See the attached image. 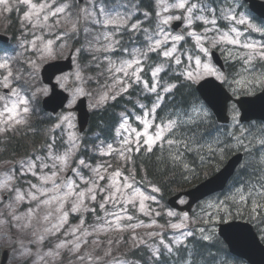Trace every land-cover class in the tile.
<instances>
[{
    "label": "snow or ice",
    "instance_id": "snow-or-ice-1",
    "mask_svg": "<svg viewBox=\"0 0 264 264\" xmlns=\"http://www.w3.org/2000/svg\"><path fill=\"white\" fill-rule=\"evenodd\" d=\"M79 2L83 3V0ZM140 2L142 0H138L137 3L129 0V3L111 9L107 5H101L98 8L95 4L93 5L97 17L93 22L102 28L111 29L110 33L103 34V39L107 43L103 44L102 50L109 54L105 56V59L109 64L107 70L114 82L122 86L123 92H128L130 88L136 86L137 91L154 97L149 99L148 104H138L141 114L136 117V120L142 127L133 128L127 119L122 118L123 122L116 133L121 137L120 146L113 147L112 144H108L107 151L100 153L102 156L117 153L121 159L133 166V171L127 174L121 170L108 173L110 164H100L94 168L85 159L77 157V166L72 167L71 175L61 177V173L68 167L69 156L78 150L75 141L70 137V147L63 156L49 153L43 158L34 157L32 161L26 162L28 172L40 181L39 184L31 183L29 192L21 193L15 192V189H9L8 181L0 185V188L5 191L15 192L17 202L23 201L27 196L29 200L36 201L38 206H48L49 210L43 217L44 221L50 222L53 218L56 220L51 228L47 229L48 232L60 231L68 223L69 213L76 216L78 222L74 227L69 226L66 231V236L71 239L57 243L53 251L47 254L48 256L58 257L62 253H71L81 264H93L94 258L91 254L86 255L83 249L88 245L99 247L102 241L97 239L89 241L85 237L95 236L108 229L122 232L126 228L134 231L140 226L148 228L154 226L153 223L143 225V222L127 225L120 223L122 220L134 219L130 208L138 209L149 217L153 215V209L147 202L155 201V198L141 191L134 175L133 155L139 154L142 148L147 153H152L154 148L167 152V163L181 169L185 176L195 174V169L190 163L192 157H198L204 161L203 153L207 152L219 159L225 152L235 151L240 155V164L238 171L235 172L234 192L215 204H209L208 207L215 208V214L221 221L234 215L242 218L244 209H248L249 218L252 219L259 215V210L264 207V124L255 126L250 123L248 129H244L236 117H233V130L223 132L217 130L213 134L208 132L209 111L205 105L192 98L191 91L179 102L175 99L178 88L191 89L192 84L203 80L208 75L214 76L220 84H229V86L235 84L237 92L244 91L248 85L264 83V72L258 74L256 67L258 62H264V43L248 42V35L251 32L264 36V23L257 27L245 15H241L237 7L243 8L244 3L240 0H232V2L229 0H222V2L221 0H172L170 5L163 7V12L167 13L171 9L173 14L165 16L162 13H154L160 18L155 27L149 31L148 28H143L139 21ZM11 3L12 0H0V11H11ZM16 3L24 6V20L30 28H39L41 32L47 29L53 34L55 29L62 27L61 20L69 21L73 7L68 0H61L59 4L56 0H43V2L16 0ZM176 11L180 14L176 15ZM142 15L144 19L150 17L148 11L143 12ZM134 16L137 17L135 21ZM176 20L183 21V26L177 25L180 31L174 34L171 24ZM69 22L72 24L73 32L79 30L78 21ZM198 28L199 31H197ZM124 30L132 33L143 32L145 39L138 47L129 49L118 38ZM32 35L35 38L28 41V44L34 52L41 53L38 59L42 58L44 52L51 51L54 41L45 42L44 37L36 36L35 32ZM63 35V33L56 35V39H62ZM38 40L43 47L37 44ZM190 41L193 46L185 47ZM224 45L230 47L224 49L222 47ZM21 46L27 50L26 45ZM213 49L227 51V59L239 62L241 71L236 76L241 79L234 76L230 82L222 71L210 63ZM113 53L119 55L113 58L110 55ZM152 53H156L158 62L149 65L148 73L142 76L140 73L144 72V65L151 59ZM27 63L33 70L37 66V61L28 60ZM11 68V58L0 60V69L6 70V73H0L3 76L0 87L7 89L12 97H16L10 106L6 103L5 111L0 113L7 117L0 122L3 123L0 133H7L17 126L26 125L31 111L27 106L30 99L21 98L18 91L21 88L18 81L23 79V74H14ZM27 70L25 68V71ZM77 78L79 79V73ZM210 86L215 87V85L201 84V88ZM247 90L251 89L247 88ZM36 95L38 90L32 92L33 97ZM73 95L75 97L76 93ZM109 98L115 99V96H101L97 104L101 105ZM166 100H171L173 103L165 104ZM68 119V116L62 117L53 128H62L63 123ZM125 133L127 135H124ZM52 146L49 144V147ZM36 160H40V164L35 163ZM49 160L52 161L51 164L47 163ZM20 167L24 168L25 165L22 164ZM36 169H39L42 174L38 175ZM43 169H49V172H43ZM84 169H88L93 175H86ZM101 170L107 174V179L104 174H101ZM24 174L21 173V175ZM105 180V183H100ZM159 190L156 186L151 188L152 192ZM98 196L100 197L99 209L105 211L112 219L105 217V228H97L93 225L89 231L85 227L86 220L82 213L97 211L96 207L87 204L86 201L94 204ZM69 203L70 207L66 209L65 205ZM32 214L30 210L28 215ZM167 216L174 217L176 214L168 212ZM14 218L17 221L22 219L19 216ZM187 220L188 217L185 216L180 223H171V229L180 231L182 238L173 237L168 244H165L164 239L161 238L159 244L163 246L164 252L169 256L175 253L181 264H197L198 260H204L205 264H228L229 254L219 246L218 241L213 239L215 233L208 228H199L200 233L211 232V234L200 237L199 244H193L192 249L189 250L188 241L194 238L196 233L188 229L185 223ZM197 223H205V221L201 219ZM206 223L214 225L215 221L212 220L211 213ZM260 224L264 225V220H261ZM232 227L229 224L221 234L231 230ZM148 235L155 242V237L159 234L149 233ZM260 235L264 237V229L261 230ZM39 239L42 241L43 236ZM133 240H136L135 236ZM142 243L147 245L146 240ZM28 254L23 253V255ZM151 254L154 261H159L163 255L160 248L152 250ZM109 255L111 253L105 250V256ZM221 256L224 258L222 261Z\"/></svg>",
    "mask_w": 264,
    "mask_h": 264
},
{
    "label": "rangeland",
    "instance_id": "rangeland-1",
    "mask_svg": "<svg viewBox=\"0 0 264 264\" xmlns=\"http://www.w3.org/2000/svg\"><path fill=\"white\" fill-rule=\"evenodd\" d=\"M33 2H36V0H33ZM41 2H43V0H41ZM68 2L73 5L69 21H78V31L73 32L71 22L64 20H61L62 27L54 30L55 34H53V32H49L47 29H45L43 32H41L39 28L32 29L27 25V21L24 20L23 12V16L21 17L19 25L16 27L18 42L11 45L8 52L0 54V60L11 58V70L14 72V74H23V79L18 81V83L21 85V88H19L18 91L20 92L21 98L30 99V102L27 106L31 110V115H35L39 112L36 104L37 100H42L50 92L49 88L43 85L40 79L39 73L42 65L49 61L63 58L71 51L75 52V69L72 72L62 75L56 79L59 87L70 95V101L68 103L66 112L61 113L57 115L56 118H54V125L64 116L69 117L68 121L63 123L62 128L54 129L52 126L50 129H48L44 135L41 136L40 142L33 145L29 152L28 158L25 156L16 158L14 160H0V185H3L5 181H8V188L15 189V192L27 193L30 190L31 183H40L36 176H33L30 172H28L26 162L32 161L34 157L43 158L49 153L63 156L66 150L70 147V137L73 141H75V145L78 150L69 156L67 161L68 167L64 170V172L61 173V177H68L71 175L72 167L77 166V157L80 159H85L88 163L92 164L94 168L100 164H110L111 167L108 169V173H111L114 170H121L125 172V174H127L129 171H133L132 165H129L125 160L121 159L120 156L115 152L110 156L100 155L101 152L107 151L108 144H112L113 147H119L121 141L120 136L115 134L114 139L109 142L92 138L89 143L84 145L82 143V136L78 133L76 115L71 112V108L75 105L77 100L82 97L87 98L90 109H96L101 108L107 102L113 100L109 98L103 104L98 105L97 101L101 98V96L107 95L108 97H117L124 93L122 91V86L114 82L111 74L107 70L109 64L107 59H105V56L109 54L104 53L102 50L103 44L107 43L103 39V34L110 33L111 29L102 28L93 22L97 18L93 5L95 4L96 8L100 7L101 5H107L111 9L113 7H119L121 4L129 3V0H85L84 4H82L80 8L74 6V3H72L73 0H68ZM154 2L157 13H162V15L165 16L173 14L171 9L167 13L163 12V7L170 5L172 0H154ZM229 2H232V0H229ZM56 3H61V0H56ZM132 3H134L133 0ZM10 7L11 11L18 8H22L23 11L25 10L23 5L16 3V0H12ZM129 7H131V4H129ZM9 12L10 11H0V33H3L4 26L9 24L5 23L7 21V15ZM89 13H91V15H89ZM175 14L179 15L180 12L176 11ZM241 15H245L246 18L252 24H254L247 13L242 12ZM159 18L160 17L157 18L156 23L159 21ZM152 28H148L149 31H151ZM197 31H199V28ZM33 32H35L36 36L42 35L45 42L47 40L54 41L51 45V51L44 52L42 58L39 59L38 57H41V53L34 52L31 48V45L28 44V41L35 38L32 35ZM60 33L64 34L63 38L56 39V35ZM123 33L124 31L118 38L121 40L124 46L129 49L139 46L137 36H134L132 38L133 43L128 45L127 39L122 37ZM176 33L177 32H174V34ZM141 34L143 35L141 38L143 42L145 39L144 33ZM252 34H254V32H251L248 35V42L264 43L263 41H258V39L251 37ZM22 44L27 46V50L25 47L21 46ZM37 44L40 45V47H43V44H41L39 40L37 41ZM222 47L224 49H228L230 46L224 45ZM81 49L83 51H78ZM221 52L233 67V74H231V78H233L238 72L241 71V68H237L238 65L240 67V64L237 61L227 59V51ZM110 55L115 58L119 54L113 53ZM28 60L37 61V66L34 70L28 65ZM210 63L213 65L211 58ZM260 63L261 62H258L257 66H259ZM25 68L28 70L25 71ZM0 73H6V70L0 69ZM78 73L79 79L77 78ZM140 75L145 76V72L140 73ZM209 76L211 75L206 77ZM248 78L252 79V77ZM2 79L3 76L0 75V80ZM236 87L237 86L235 84L232 85V89L234 91ZM132 88H130L129 91ZM247 88L251 89L252 85H248ZM4 90L5 89L3 87H0V113L5 111L6 103L10 106L11 103L16 99V97H12L9 92L5 93ZM37 90L38 95L33 97L32 92ZM74 93H76L75 97L73 95ZM141 93L144 95L143 92ZM5 119H7L6 116L0 115V122L4 121ZM123 119H127L133 128L142 127L139 124L131 123L129 118ZM123 119L121 120V123L123 122ZM29 123L30 119H28V123L26 125ZM2 127L3 123H0V128ZM22 128L25 129L26 127ZM119 129L120 125L118 126L116 133ZM7 133H0L2 140L1 142L4 143L3 138L7 136ZM124 135H127V133ZM49 144H52L53 146L49 147ZM35 163L40 164V160H36ZM47 163L51 164L52 161L49 160ZM22 164L25 165L24 168L20 167ZM18 169L19 171H17ZM36 171L38 175L42 174L39 169H36ZM43 172H49V169H43ZM84 172L88 176L93 175L88 171V169H84ZM21 173L25 174L21 175ZM101 174H104L107 179V174L104 173L103 170H101ZM134 175L141 191H144L146 195H150L155 198V201L147 202L153 209V215L149 217L141 213L138 209L130 208V213L134 216V219L132 221L122 220L120 223L127 225L140 224L143 222V225L153 223L154 226L151 228L140 226L134 231L126 228V230L122 232L108 229L95 236L85 237V239L89 241L93 239L102 241V244L99 247L88 245L83 249L86 255L91 254V256L94 258L93 264H143L139 260L131 259L133 251L140 247L147 248L150 251L151 258L148 259V264H158L159 261H154L152 258V250L160 248L161 252L164 254L166 252H164L163 246L159 244V240L161 238L164 239L165 244H168L169 241L173 239V237L182 238L180 231L171 229L170 225L171 223H180L185 216L188 217V220L185 221L188 229H191L192 231H198V234L202 236L210 235L211 232H216V227H214L213 224L206 223L209 220L210 213L212 214L213 221L216 222L218 219L217 215L215 214V208H209L208 205L215 204L218 200L222 199L216 197L207 199L201 203V207L197 209V213L194 216L180 215L177 214L176 211L170 209L168 206L159 203L157 192H152V187H149L146 182L140 180V175L138 174V177L140 178L139 179L136 176L135 171ZM105 182L106 180L100 181L101 184ZM45 187H50V185H45ZM15 192L5 191L3 188H0V253L4 249H8L11 252L8 264H81V262L73 257L71 253H62V255L58 257L47 255L53 251L57 243H61L65 239H71V237L66 236V231L69 226L74 227L78 222L76 216L72 213H69L68 223L65 224L60 231L48 232L47 229L51 228L52 223L56 222L55 218H53V220L50 222H46L43 219L44 215L49 210V207L43 205L38 206L36 201L29 200L27 196L23 201L17 202L15 199ZM5 197L7 198L5 199ZM86 203L96 207L97 211L95 213H82L86 220L85 227L88 228L89 231H91V226L93 225L97 228H105L106 226L104 224V218L106 217L107 219H112V217L107 216L105 211L99 209L98 205L100 203V197H97V201L94 204L91 201H86ZM182 203L185 202L183 201ZM68 207H70V203L65 205L66 209ZM108 207L110 208L111 206ZM13 209L15 210L14 212ZM30 210L33 212L31 216L28 215ZM168 212H173L176 214V216L169 217L167 216ZM156 213H159V215H156ZM14 216H19L22 219L17 221ZM201 219L205 221V223H197V221ZM260 219L264 220V215H261ZM255 223L260 231L264 229V225H261L258 222ZM202 227H207L211 230V232L200 233L199 228ZM149 233L159 234L155 237V242H153L152 237H149ZM41 236H43L42 241L39 239ZM134 236L136 237V240H133ZM144 240L147 241V245L142 243ZM105 250L109 251L111 255L105 256ZM25 252L29 254L23 255Z\"/></svg>",
    "mask_w": 264,
    "mask_h": 264
},
{
    "label": "trees",
    "instance_id": "trees-1",
    "mask_svg": "<svg viewBox=\"0 0 264 264\" xmlns=\"http://www.w3.org/2000/svg\"><path fill=\"white\" fill-rule=\"evenodd\" d=\"M143 10L148 11L150 13V17L154 18L155 9L153 2L151 0H142ZM12 21L15 20L14 15L11 17ZM15 26V21L13 23ZM12 26V27H13ZM13 34V33H12ZM228 72H231V68L228 69ZM173 79H175L173 77ZM191 91L193 99L198 100L201 104L203 102L199 98L197 92L195 91V87L192 84L191 89L178 88L176 92V102H179L183 97H186L188 92ZM240 93H244L241 91ZM129 97L132 96L131 93H128ZM128 97L120 96L116 98L113 102L107 104L105 107L100 110H95L92 112L91 121L88 133H99L100 135H104V137L110 136L114 131V126L116 125L120 113L123 111H127L130 107H133V100L130 102L126 101ZM173 101L166 100L165 104H172ZM204 105V104H203ZM210 114L209 124H208V132L215 134L217 130L223 132L231 129L230 126H222L218 124L214 118V116ZM37 117L32 118L31 130L33 132H28V152L31 147L35 145V143L40 142L42 132H46L50 129L52 124H48L47 121H39L36 119ZM231 131V130H229ZM27 149L23 148L21 142H16L15 139L10 142L5 151H2L1 155L6 158H10L14 155L24 154ZM235 153V151L225 152L222 157L217 159L216 157L211 156L207 152L203 153L205 159L201 161L198 157H192L190 163H192V167L195 169V174H182V170L179 168L172 167L168 161V153L161 152L159 149L154 148L152 153H147L144 150H141L139 154H134L133 159L135 162V168L140 173L143 174L149 181H151L154 185H156L162 194L164 201L175 191H182L191 187H194L205 178L211 176L216 171H218L221 167L224 166L229 157ZM194 161V162H193ZM235 181V178L233 179ZM232 181V182H233ZM251 207V206H249ZM264 215V207L259 210V215L254 216L251 220H255V222L260 223V216ZM239 216V215H238ZM241 218V216L239 217ZM243 219L249 218L248 209H244ZM214 240L218 241L219 246L227 252L226 247L223 242L216 236L213 237ZM193 244H199V241L191 240L189 245V250L192 249ZM210 260V258H208ZM223 256L220 257L222 261ZM197 264H205L204 260H198ZM228 264H234L230 258H228Z\"/></svg>",
    "mask_w": 264,
    "mask_h": 264
},
{
    "label": "water",
    "instance_id": "water-1",
    "mask_svg": "<svg viewBox=\"0 0 264 264\" xmlns=\"http://www.w3.org/2000/svg\"><path fill=\"white\" fill-rule=\"evenodd\" d=\"M256 4L257 5H253L255 8L254 10L264 17V5L262 6L261 4ZM176 26L177 25H175V27ZM213 57L214 61L223 69L224 66L220 57L216 53H213ZM71 68V59L69 58L67 61L49 64L43 69V81L52 86V95L43 102V106L46 111L56 113L64 106L67 100V95H65L62 91L57 90V86L53 83V79L56 75L66 72ZM201 84L215 85V87L210 86L208 88H201ZM197 89L202 98L212 108L217 119L220 122L228 123L230 119L227 115V108L228 102L232 98L226 89L213 78H209L201 82L197 86ZM64 97H66V99H63ZM205 97H207V99H205ZM235 102L238 104L242 112L240 118L242 122H248L253 119L264 120V92L256 97H242L235 100ZM76 110L79 114V125L81 131H83L87 125L89 117L88 112L86 111L85 99L79 102ZM239 164L240 155L238 154L232 157L228 161L227 165L214 177L204 182L196 189L185 193V195L190 198V203L187 208L189 209L191 205L198 200L212 193L223 190L228 180L235 173ZM177 198L170 200V203L173 206H176L175 201ZM229 224L233 226L231 230L221 234L222 230L227 229ZM219 233L228 243L233 252L246 258L251 264H264V247L259 243L252 226L242 222H231L220 225ZM225 237H227V239H225Z\"/></svg>",
    "mask_w": 264,
    "mask_h": 264
},
{
    "label": "bare ground",
    "instance_id": "bare-ground-1",
    "mask_svg": "<svg viewBox=\"0 0 264 264\" xmlns=\"http://www.w3.org/2000/svg\"><path fill=\"white\" fill-rule=\"evenodd\" d=\"M221 2H222V0H221ZM237 68H240L239 65L237 66ZM262 68H264V63L261 62V63L259 64V66H257V70H260V71H261ZM231 77H232V76L229 77V81L232 80ZM238 79H241V77H238ZM260 84H261V85H264V83H260ZM232 85H234V84H231V86H229V84H226L227 89H228L229 91H231V92H233V93H240V92H241V91H240V92L234 91V90L232 89ZM258 85H259V84H256L255 86H258ZM255 86H254V87H255ZM137 97H138V94H137V92L135 91V93H133V97H132V98L135 99V98H137ZM229 130H230V129H229ZM229 130H228V131H229ZM259 224H260V223H259ZM205 228H207V227H205ZM214 236H215V235H214ZM214 236H213V237H214Z\"/></svg>",
    "mask_w": 264,
    "mask_h": 264
}]
</instances>
